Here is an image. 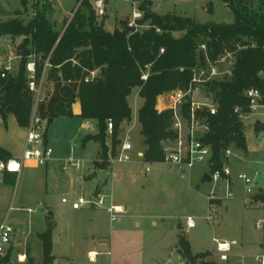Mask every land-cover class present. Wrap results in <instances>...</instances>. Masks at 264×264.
<instances>
[{
	"label": "rangeland",
	"instance_id": "374dc122",
	"mask_svg": "<svg viewBox=\"0 0 264 264\" xmlns=\"http://www.w3.org/2000/svg\"><path fill=\"white\" fill-rule=\"evenodd\" d=\"M93 3L94 0H90L97 19L104 17V28L110 32L118 26L119 19L132 20V14L137 9V5L129 0H107L103 14H98ZM255 4L256 2H251L250 6ZM36 6L46 10L53 30L62 32L79 6V1L0 0V22L19 18L26 23L33 17ZM151 10L158 14L171 13L187 17L199 23L231 24L234 20L233 14L221 0H155ZM173 35L178 37L180 33L173 32ZM22 38L23 36L15 39L6 35L0 36V67H5L3 58L11 72L17 71L19 57L16 55V45ZM225 57V61L219 63L222 71L216 78L220 79L228 72V62L233 57L229 54ZM31 62L32 56L28 58L27 64ZM27 74H30L28 70ZM203 81L196 83L192 100L197 103H214L212 94L208 92ZM40 82L39 98L40 101H46L54 89V83L46 78V73ZM128 101L132 118L126 121L118 138L121 144L128 137L132 147L129 152L130 160H116L120 148L118 144L115 155L112 156L115 162L108 161L105 170L125 177L118 186L109 172L99 191L106 195L105 205L112 199L113 203L127 205L130 211L110 222L102 206L77 210L71 208V202L78 197L90 199L98 191L96 171L104 170L92 165V161L100 157L99 144L93 140H89L84 147L80 144L84 135L95 133L96 125L94 124L93 129H85L82 121L76 117L56 118L47 128L52 159L44 165L26 162L19 173L12 174L14 180L10 184L3 183L0 177V224L6 220L8 225L17 228L13 235L11 261H17V253L27 252L33 258L34 264L40 262L42 248L38 234L48 229L44 217L50 213L54 224L50 227L52 240L58 239L53 246V252L65 256L58 257L55 264H188L174 250L175 224L178 222L193 253L208 252L205 259L219 264H231L232 261L235 264H260L258 257L264 253V202L255 200L256 192L237 198L242 184L235 178L232 188L223 180L202 181L204 173L209 170L203 163L187 169L162 162L153 165L151 171L145 173L146 171L141 170L142 165H147L142 157L145 145L137 122V106L142 100L137 94V88L132 89ZM258 115L260 116L252 124L255 135L258 134L259 127L254 126H264V101L256 109V116ZM256 116L247 115L242 121L243 125L251 124ZM185 132L183 127L182 139ZM201 132L202 128L195 130V134ZM253 133L250 128L246 132L251 161L245 160L246 151L233 144L228 147L232 152L230 159L235 171H244L249 175L258 171V180L264 185L260 140ZM4 138L11 144L13 152H20L21 135L6 124H1L0 140L5 142ZM106 140L109 142L110 139L107 137ZM172 147L174 143H164L165 150ZM71 157L78 159L79 168L69 166L63 170L62 162ZM132 169L138 174H132L129 179L128 171ZM59 171L63 173H58ZM55 173L61 175L62 179L51 189L50 178L55 177ZM228 191L233 194V198H226ZM211 194L214 199H209ZM62 197L68 203H61ZM249 199L253 200V208H249ZM208 215L211 217L210 221L206 220ZM187 217L194 221L191 228H186L184 224ZM152 220L155 224L151 223ZM213 238H233L236 243H242V246H233L239 249L242 257L236 258V261L233 258L220 260L215 254ZM91 248L98 252L95 262L89 261L87 257V250Z\"/></svg>",
	"mask_w": 264,
	"mask_h": 264
},
{
	"label": "trees",
	"instance_id": "16d2710c",
	"mask_svg": "<svg viewBox=\"0 0 264 264\" xmlns=\"http://www.w3.org/2000/svg\"><path fill=\"white\" fill-rule=\"evenodd\" d=\"M76 1L79 6L62 32L53 30L46 10L40 6H36L33 17L26 23L19 18L0 22V36L13 39L23 36L16 45L17 71L13 73L0 67L3 124L8 114L14 116L19 127L29 124L35 104L27 74V61L32 56L35 83L39 84L45 73L54 83L48 99L36 104V114L46 120L45 143H48L47 128L54 119L89 120L97 130L92 135H84L80 144L83 147L89 140L99 144L100 157L92 161V165L105 171L109 155L114 156L120 144L121 124L131 119L127 97L137 88L142 99L137 110L139 134L145 145L142 157L146 163H161L164 162V143L174 141L178 131L173 127L172 109L159 112L155 109L157 96L194 87V72H207L211 65L221 72L218 60L229 54L233 60L228 72L220 79L203 82L212 94L214 114L201 108L195 111V118L208 127L201 140L211 149L209 172L221 166V154L231 144L246 151L244 125L234 108L248 110L244 94L248 88H258L264 93V76L260 75L264 70V0H221L233 14L231 24L199 23L171 13L158 14L151 10L153 0H129L138 3L141 17L135 20L136 26L129 25L128 19H119L112 32L104 28V17L97 19L90 0ZM251 2L256 4L251 7ZM173 32L180 35L175 37ZM143 74L146 79H142ZM190 100V96H186L180 108L186 119L190 115ZM75 102L80 106L78 115L72 111ZM107 119L113 125L109 142L106 140ZM10 158L12 154L0 146V159ZM13 180L12 173L4 174V183L10 184ZM254 196L256 201L264 202L263 191H257ZM177 229L176 252L188 264H219L205 259L208 252L193 253L179 223ZM38 239L42 255L37 264H53L50 228L39 233ZM11 248L0 259V264H34L27 253L23 262L11 261Z\"/></svg>",
	"mask_w": 264,
	"mask_h": 264
},
{
	"label": "built area",
	"instance_id": "2783aa9c",
	"mask_svg": "<svg viewBox=\"0 0 264 264\" xmlns=\"http://www.w3.org/2000/svg\"><path fill=\"white\" fill-rule=\"evenodd\" d=\"M94 8L98 14H103L105 0H94ZM141 17L139 11H135L132 14V20H129V25L136 26L135 20ZM204 49V45L201 46ZM226 56V55H225ZM225 56L221 57L218 60V63L225 61ZM34 64L33 62L27 64V70L29 74L28 87L35 95V104L31 114V119L29 124L25 127V139L22 147V151L19 157H12L8 160L0 159V177L3 179V176L6 172L8 173H19L22 170V167L26 162L44 165L50 161L52 150L48 146V143L44 142V133L46 130V120L41 119L36 114V104L40 101V86L34 81ZM221 72L218 70L217 66L211 65L207 72L199 71L194 72L192 83L194 87H189L187 90L175 89L164 94L166 106L173 110V127L177 129L178 136L174 140V147L170 149H164V162L167 164L175 165L179 168L191 169L195 164L203 163L207 167L210 165L211 149L210 146L205 144L201 137L208 130L206 124L198 121L195 118V111L197 109L205 108L210 114H214L215 107L213 103H197L192 100V92L196 89V83L201 80H209L216 78ZM261 76H264V70L260 72ZM204 76V77H203ZM142 79H146V74H143ZM203 77V78H202ZM202 78V79H201ZM203 81V82H204ZM245 96L248 99V110L246 112L241 111L239 107L234 108V112L237 114V117L243 121L247 115H250L256 111V109L262 106L264 101V93L261 92L258 88H248L244 92ZM186 96H190V115L189 119L183 118L180 112L181 104L185 100ZM83 127L85 129H90L93 127V122L89 120L82 121ZM184 123L186 126L185 137H181V125ZM112 121L107 119L106 121V135L109 138L111 136L112 130ZM202 128L200 134H195V130ZM260 140V154H261V163L264 165V129L259 136ZM132 147L128 141V137L120 144L119 154L116 158L118 162H126L130 160V154ZM232 152L230 148L225 149L222 154V163L219 168L214 169L213 171H208V174L211 178V181L223 180L228 185L230 179L234 177L236 180L240 181L242 184V190L244 195H252L257 191L264 192V185H262L257 179L259 177V172L254 171L252 175L244 171H238L235 174L232 173L229 161ZM108 161L114 163L115 159L109 155ZM69 166L74 168H79V161L76 158H68L62 162V169L66 170ZM106 195L101 193L99 190L90 199H83L78 197L76 200L71 202L72 209H81L84 207H104V210L108 216L110 222L115 221L124 210L120 205L113 203L111 200L105 205ZM214 195L211 194L209 199H214ZM226 198H233V194L228 191ZM61 203H68V200L65 197L61 198ZM206 220L210 221L211 217L206 216ZM185 224L188 228L194 226V221L192 218L187 217ZM17 232V229L8 225L6 220L2 221L0 224V259L4 257L10 246L13 245V235ZM214 244L215 254H217L220 260H227L229 254L232 251L233 246L236 244L234 240H220L217 238L212 239ZM96 256V253L89 255L91 259ZM26 256L25 253H17L16 259L18 262H23ZM260 264H263L264 253L258 257Z\"/></svg>",
	"mask_w": 264,
	"mask_h": 264
},
{
	"label": "crops",
	"instance_id": "0c3cea01",
	"mask_svg": "<svg viewBox=\"0 0 264 264\" xmlns=\"http://www.w3.org/2000/svg\"><path fill=\"white\" fill-rule=\"evenodd\" d=\"M155 0H153V2H154ZM153 2H152V5H151V7L153 6ZM105 3H107V0H105ZM132 4H136L137 5V9L135 10V11H138V3H136V2H131ZM134 11V12H135ZM2 63L4 64V66H5V68L6 69H11V68H9V67H7L6 65H7V62L2 58ZM1 63V62H0ZM228 64H231V61H229L228 62ZM165 94V93H164ZM164 94H161V95H159V96H157V98H156V104H155V107L158 105V103H160L161 104V110L162 109H165V108H167V106H166V101H165V97H164ZM141 99V98H140ZM142 100V99H141ZM127 101H128V97H127ZM128 103H129V101H128ZM141 104H142V102L140 103V105H138L137 106V110H138V108L141 106ZM130 106V105H129ZM72 111H73V113H74V115H78L79 113H80V106H79V103L78 102H75L73 105H72ZM250 115H254V116H256V111L254 112V113H252V114H250ZM260 115H258V116H256V118L253 120V121H251L250 123L251 124H249L248 123V125H244V137H245V144H246V153H244V158H245V160L247 161V162H249V161H251V159H250V157H249V150H248V146H247V135H246V132H247V130L250 128L251 130H252V133H253V127H252V124L254 123V121L259 117ZM132 118V117H131ZM79 119V118H78ZM15 123H16V121H15V118H14V116L12 115V114H8L7 115V117H6V125L7 126H9V128H11V130L12 131H14V132H17V133H19L20 135H21V148H20V152L18 153V152H13V149L12 148H10V143H9V141H7L6 140V138H4L5 139V142H2L1 140H0V146L1 147H3V148H5L6 150H8L11 154H12V157H19L20 156V154H21V151H22V147H23V141H24V134H25V128H23V127H19L18 125H15ZM125 123H126V121L125 122H123L122 124H121V129L125 126ZM1 124H3V121H2V119H1V117H0V126H1ZM17 124V123H16ZM18 126V127H17ZM94 126V125H93ZM245 126H248V127H245ZM183 127H185V129H186V126L184 125V123H182V125H181V130H182V128ZM262 127H263V129H264V126H260L259 127V131H258V134H254V136L257 138V139H259V136L261 135V132L263 131V129H262ZM247 130H246V129ZM90 129H93V127L92 128H90ZM96 132V131H95ZM186 133V132H185ZM181 137H182V134H181ZM87 143H89V141L88 142H86V144ZM172 145H173V143H174V141H172V142H170ZM85 144V145H86ZM84 145V146H85ZM83 146V147H84ZM259 152H260V149H259ZM231 158V157H230ZM134 163V162H133ZM162 163V162H161ZM147 165H142V169L141 170H144V171H146L145 173H149L150 171H151V168H152V166L153 165H155V164H158V163H146ZM229 166H230V169H231V171H232V173L233 174H235L236 172H238V171H240V170H238V171H235V168L233 167V164L231 163V159H230V161H229ZM244 169V168H243ZM242 169V170H243ZM109 172H111L112 174V176L114 177V180H115V182H116V184H118V186H120V184H121V180L125 177V175H123V176H120L118 173H116V172H114L113 173V171H110V170H107V177H108V173ZM129 172V174H128V178L130 177V176H132V174H133V176L134 175H137L138 173H136L137 171H135L134 169H132V170H130V171H128ZM58 173H63V172H58ZM96 173H97V171H96ZM131 173V174H130ZM56 174V173H55ZM260 174V173H259ZM260 176V175H259ZM263 177V176H262ZM131 178V177H130ZM129 178V179H130ZM233 178L234 177H232L231 179H230V183H229V187L230 188H232L233 186H234V182H233ZM259 178V177H258ZM62 179V177H61V175H58V174H56V176L55 177H51L50 178V188L51 189H54L58 184H59V182H60V180ZM107 179V178H106ZM126 179V178H125ZM128 180V179H127ZM258 180V179H257ZM2 181H3V179H2ZM259 181V180H258ZM3 183H4V181H3ZM244 193H243V190H241V192L239 193V195L237 196V198L239 197V198H244ZM246 199V198H245ZM111 201H112V199H110ZM253 200H250L249 199V208H253ZM116 204V203H115ZM117 205H120L122 208H123V210H124V212H123V214H121L122 216L124 215V214H126L128 211H130L129 210V208H128V206L127 205H125V204H123V203H117ZM28 211H30V210H28ZM120 215V216H121ZM50 221H51V223H52V227L54 226V224H53V221H52V217H51V214H50ZM151 223L152 224H155V221L154 220H152L151 221ZM179 223V225H180V222H178ZM178 223H176L175 224V228H176V235H177V232H178V229H177V224ZM184 224H185V222H184ZM185 226H186V224H185ZM180 227H181V225H180ZM186 228H187V226H186ZM17 229V228H16ZM181 229H182V227H181ZM183 230V229H182ZM52 237H53V235H52ZM94 239H95V237H94ZM188 240V239H187ZM224 240H227V239H224ZM231 240H234V241H236L235 239H231ZM58 242V239L57 238H55L54 240H52V248H51V253H52V255H53V257H54V259H53V264H55V261L57 260V258L58 257H63V258H65V256H60V255H58V254H55L54 252H53V246H54V244L55 243H57ZM189 242V241H188ZM240 245V246H242V243H236L235 244V246L236 245ZM260 245H261V243H260ZM174 250H176V248H175V245H174ZM238 248H232V251H231V253L229 254V256H228V259L229 258H233V259H235V261H236V258H238V257H242V255L240 254V252H238ZM22 253H25V256H26V253L27 252H22ZM93 253H96V256L93 258V259H91L90 257H89V255H93ZM108 254H109V252H107ZM97 256H98V252L95 250V249H88L87 250V257H88V260L89 261H91V262H95L96 261V258H97ZM233 262V261H232ZM232 262H231V264H232ZM234 264H235V262H233Z\"/></svg>",
	"mask_w": 264,
	"mask_h": 264
},
{
	"label": "water",
	"instance_id": "95a60500",
	"mask_svg": "<svg viewBox=\"0 0 264 264\" xmlns=\"http://www.w3.org/2000/svg\"><path fill=\"white\" fill-rule=\"evenodd\" d=\"M100 72H101V74L104 76L105 75V73H104V69L103 68H101L100 69ZM58 84V83H57ZM161 104L160 103H158V105L155 107V109L159 112V111H161ZM52 122V120L50 119L49 121H48V123L50 124ZM262 129H263V127H262ZM96 175H97V177H98V183H97V186H98V189H100L101 188V186L105 183V180H106V178H107V172L106 171H98L97 173H96ZM202 181H206V182H210L211 181V178H210V176H209V174L208 173H204V175H203V177H202ZM44 220H45V226H46V228H50V227H52V223H51V221H50V213H48L45 217H44ZM179 264H182L181 262L179 263Z\"/></svg>",
	"mask_w": 264,
	"mask_h": 264
}]
</instances>
